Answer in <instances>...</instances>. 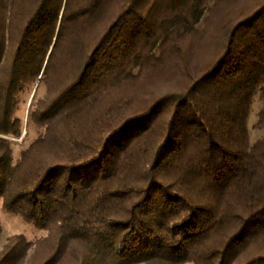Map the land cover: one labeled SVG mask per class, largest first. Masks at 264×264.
<instances>
[{"label": "trees", "instance_id": "trees-1", "mask_svg": "<svg viewBox=\"0 0 264 264\" xmlns=\"http://www.w3.org/2000/svg\"><path fill=\"white\" fill-rule=\"evenodd\" d=\"M257 96L264 0H0V264H264Z\"/></svg>", "mask_w": 264, "mask_h": 264}, {"label": "rangeland", "instance_id": "rangeland-1", "mask_svg": "<svg viewBox=\"0 0 264 264\" xmlns=\"http://www.w3.org/2000/svg\"><path fill=\"white\" fill-rule=\"evenodd\" d=\"M44 91H45L44 87H42L39 84H36V86L33 89L32 95H29V93L26 92L25 94L21 95L19 99V105L16 114L17 116L25 120L26 130L22 139L23 141L21 143L23 144L24 147L28 146L38 136V131L29 126V118L35 98L37 96H42L44 94ZM261 106H262V101L259 98V96H257L253 102L251 113L248 120V126L251 131L252 142H255L264 135L263 129H255L253 126L258 119V112ZM7 139L11 141L10 138ZM21 147L22 145L20 144L15 147V157L19 155L21 151ZM0 224L2 226V233L0 236V250L2 249L8 238L12 235L23 233L26 234L30 240H36L37 238L45 235V232L39 227L24 222L17 215L13 213L5 212L3 210H0ZM138 264H144V263H138Z\"/></svg>", "mask_w": 264, "mask_h": 264}, {"label": "built area", "instance_id": "built-area-1", "mask_svg": "<svg viewBox=\"0 0 264 264\" xmlns=\"http://www.w3.org/2000/svg\"><path fill=\"white\" fill-rule=\"evenodd\" d=\"M12 142H15V143H22V139H15V138H10Z\"/></svg>", "mask_w": 264, "mask_h": 264}]
</instances>
